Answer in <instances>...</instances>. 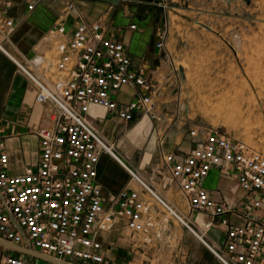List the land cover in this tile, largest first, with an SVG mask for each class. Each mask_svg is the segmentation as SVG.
<instances>
[{
	"label": "built area",
	"instance_id": "obj_1",
	"mask_svg": "<svg viewBox=\"0 0 264 264\" xmlns=\"http://www.w3.org/2000/svg\"><path fill=\"white\" fill-rule=\"evenodd\" d=\"M42 0H23L33 12ZM166 7L167 0H151ZM8 7L10 0H4ZM77 9L69 1L52 34L66 36L67 21ZM4 14L7 12L3 10ZM156 34V48L166 49L169 22ZM132 24L130 30L137 31ZM15 25L0 22V35L9 41ZM102 21L78 19L66 48L50 76L13 59L19 72L35 87V100L48 108L50 127L38 128L40 158L22 173L11 171L4 139H0V240L65 264H121L110 258V236L127 229L140 242L152 241L158 218L173 219L200 239L222 264H264V154L245 141L203 127L190 129L197 146L178 157L159 139L160 158L192 212H205L220 220L233 211L203 186L213 169L234 176L245 193L247 222L227 233L223 247H212L175 207L130 167L115 146L99 132L87 115L92 106L106 109L125 122L145 115L156 123L157 88L148 79V67L133 66L126 45L114 40ZM0 50L5 51L0 43ZM172 59L170 54H167ZM174 63V62H173ZM173 71L177 74L176 67ZM125 87L138 93L125 105L118 94ZM115 160L128 174L123 188L105 205L98 183L102 155ZM169 217L168 219H166ZM0 252V264H52L22 252Z\"/></svg>",
	"mask_w": 264,
	"mask_h": 264
},
{
	"label": "crops",
	"instance_id": "obj_2",
	"mask_svg": "<svg viewBox=\"0 0 264 264\" xmlns=\"http://www.w3.org/2000/svg\"><path fill=\"white\" fill-rule=\"evenodd\" d=\"M10 1L12 6L8 7L4 0H0V22L12 19L15 25L8 42L0 35V43L6 50H0V139L6 143L11 171L22 173L27 166L39 162V140L34 132L38 128L51 126L48 108L36 102L35 87L19 72L13 59L29 64L38 74L50 76L66 48L76 21L81 18L88 23L102 21L109 30L108 35L126 45L133 66L138 68L144 63L148 67V79L157 88L155 109L164 116V120L156 123L148 116L136 115L131 122H125L96 106L90 108L88 119L115 146L128 165L138 170L162 197L188 219L209 245L223 247L227 242V233L247 222L243 216L247 209L244 205L245 193L234 176L216 168L203 186L217 201L225 202L233 211L220 220H213L208 213L190 210L187 200L164 169L159 139L166 135L165 150L178 157L190 153L198 140L186 136L178 123L173 122L179 116L180 108L169 117L168 113L176 110L169 102L174 94L175 81L170 68L165 66L166 58L154 44H146L143 41L145 37L135 39L136 31L130 30L131 25L116 28L117 17L111 21L110 14L105 13L116 0L106 4L93 0H42L33 12L28 11L23 0ZM69 1H73L77 9L68 18V34H52L51 30L57 25ZM3 10L7 12L4 14ZM156 42L155 37V45ZM136 93L138 90L135 88H123L118 94L120 105L127 104ZM128 179L127 172L115 160L106 154L101 156L98 183L103 190L106 206ZM140 240L132 237L127 244L129 250L112 248L114 254L121 256V264H222L200 239L173 219L165 223L160 216L152 232V241L143 244ZM2 249L11 251L3 246ZM2 249L0 252H3Z\"/></svg>",
	"mask_w": 264,
	"mask_h": 264
},
{
	"label": "rangeland",
	"instance_id": "obj_3",
	"mask_svg": "<svg viewBox=\"0 0 264 264\" xmlns=\"http://www.w3.org/2000/svg\"><path fill=\"white\" fill-rule=\"evenodd\" d=\"M114 3L105 13L111 21L117 17L116 28L136 24L135 39L145 37L155 48L158 29L169 22L166 49L157 50L174 76L169 102L176 110L168 114L180 108L173 122L181 131L190 136L197 126L217 130L264 154V0H167L166 7L151 0ZM132 237L121 229L109 242L129 250ZM113 252L110 258L120 261Z\"/></svg>",
	"mask_w": 264,
	"mask_h": 264
},
{
	"label": "water",
	"instance_id": "obj_4",
	"mask_svg": "<svg viewBox=\"0 0 264 264\" xmlns=\"http://www.w3.org/2000/svg\"><path fill=\"white\" fill-rule=\"evenodd\" d=\"M156 1H160V0H156ZM0 245H2L5 248L11 249V250H15V251H18V252H22V253H24L26 255L35 257L37 259H41V260H44V261H48V262H50L52 264H65V263H62V262H58V261H56L54 259H51L49 257H46V256H44L42 254H39V253H36V252H33V251L23 250L21 248L15 247V246L10 245V244H8L6 242H3L1 240H0Z\"/></svg>",
	"mask_w": 264,
	"mask_h": 264
}]
</instances>
